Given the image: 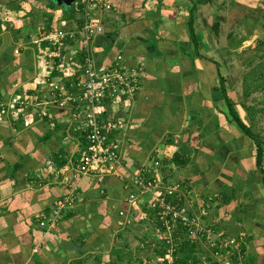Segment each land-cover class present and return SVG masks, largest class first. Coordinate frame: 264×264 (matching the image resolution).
Listing matches in <instances>:
<instances>
[{"label":"crops","instance_id":"crops-1","mask_svg":"<svg viewBox=\"0 0 264 264\" xmlns=\"http://www.w3.org/2000/svg\"><path fill=\"white\" fill-rule=\"evenodd\" d=\"M47 1L0 0V264H80L109 252L99 221L115 206L130 222L133 210L141 218L138 202L125 203L137 174L186 188L197 212L207 204L208 225L243 242L245 264H264V186L252 144L225 119L218 75L225 77L214 64L219 46H229L246 21L230 23L231 15L248 12L252 0H108L111 10L99 15L103 33L93 42L95 68L110 69L121 58L138 83L100 106L102 121L121 129L112 133L119 163L98 176L77 171L75 134L84 122L72 86L78 48L64 43L50 68L41 48L45 15L51 31L77 29L81 16L67 22ZM174 154L191 163L172 167ZM55 160L66 162L59 168ZM68 200L54 225L40 226Z\"/></svg>","mask_w":264,"mask_h":264},{"label":"built area","instance_id":"built-area-1","mask_svg":"<svg viewBox=\"0 0 264 264\" xmlns=\"http://www.w3.org/2000/svg\"><path fill=\"white\" fill-rule=\"evenodd\" d=\"M81 4L80 29H56L43 38L49 46L55 47V52L45 56L44 64L50 68L65 41L74 42L78 52L83 53L82 67L73 70L72 75H82V79H78L77 87L81 93L79 100L83 103V126L87 131L89 152L81 157L77 171L82 176H98L105 169H112L119 163V147L116 142H108V139L112 133L121 129L120 124L102 121L100 102L108 97L130 95L137 86L138 80L135 69L129 70L123 67L124 60L121 58H118L116 64L110 69L98 71L95 68L92 56L93 42L95 37L103 33L99 15L110 11L111 6L108 0H82ZM49 87L61 93L57 85L50 84ZM129 187V193L125 199L127 205L131 206L145 196L149 198L147 202L149 209H162L159 222L162 223L164 230L159 239L161 238L168 246V264H174L173 253L176 241L172 240V235L176 233L179 226L190 237V244H197L198 255L201 256L198 260L201 262L206 264L204 255L206 253L217 264H245L240 247V244L243 245L242 241L225 236L224 232L217 229H211L212 226L206 223L207 211L203 210L199 213L195 211V203L186 188L180 186L163 188L154 181L146 180L143 174L134 176ZM174 194H178L185 202L184 208L167 200ZM68 203L69 200L60 203L57 206V215L53 219L40 223V226L54 225L58 214ZM117 215L125 226L130 224L125 212L118 211Z\"/></svg>","mask_w":264,"mask_h":264},{"label":"trees","instance_id":"trees-1","mask_svg":"<svg viewBox=\"0 0 264 264\" xmlns=\"http://www.w3.org/2000/svg\"><path fill=\"white\" fill-rule=\"evenodd\" d=\"M81 3H82V0H79V2L76 5L74 4L70 8H66V9L59 8L62 11L63 19L67 22L69 21L76 22L77 16L81 14L80 13L81 5H82ZM46 5L49 8H53V9L57 8L56 5L52 2V0L50 2L47 1ZM51 23H52V18L49 17L48 15H45L44 16V27L40 32L41 36L42 35L47 36L52 32ZM191 24L192 23L189 21L188 30H189V34L191 37V50L193 51L194 56L199 57V54H198L199 44L195 38V34L193 32ZM1 26H2V23L0 22V33H1ZM77 26L80 29L81 23L78 22ZM69 42L70 41H65L64 43H69ZM41 48L43 51H45L44 53L45 56L49 53L55 52V47L49 46L46 42L41 43ZM226 55H229V53L227 52ZM59 58L61 57H58V55L55 57L54 59V63L56 62L55 66H58L56 59H59ZM77 59L79 62L78 64H80V68H81L83 65V53L82 52H79L77 54ZM214 64L217 67L227 68V64L225 60L223 63H219V64L214 63ZM243 64H244V67L249 69V71L246 72V74H244V77H243L242 91H243V97L246 99L251 95L252 92H260L264 90V55L257 56V61L255 59H252V60L247 59L246 61H243ZM52 73H53L52 74L53 77L57 75L54 71ZM76 75L79 76V79H80L81 74L80 75L76 74ZM60 76H62V74H60ZM218 78H219L218 80H219V87H220L219 99L224 103L226 111H227V115L225 119L229 124L234 125L235 131L243 134L244 137L248 139L250 143L252 144V147H253L252 159H253L254 168L256 170V173H258L261 176L260 180H261L262 185L264 186V171L262 169L263 162H264V140L261 139L260 136L254 132V119L252 118V115L256 111L253 108L242 107L244 108L243 111L246 116L244 120L248 124L246 125L243 119L238 115L235 109L234 103L231 101V99L229 98L226 92L225 78L221 77L220 75H218ZM78 81L79 80L77 78L75 79V82L72 83V86L74 87L73 91L74 90L79 91L77 87ZM66 86L68 88V83H66ZM79 94L81 96V93ZM111 100L112 98H109V97L105 98L102 102H100V106L101 104L108 106ZM103 122L106 123L107 121L103 120ZM75 136L78 140V146H79L78 151L76 153V158L78 159L82 157L83 155H85L87 152H89L87 131L85 130L84 126L82 130H79V129L77 130ZM115 138L116 137L112 134L109 137L108 142H115L116 141ZM55 161H56L55 163L56 166L59 168L64 166L66 162V161L59 162L57 160ZM190 163H191V159L189 157L183 158L179 154H174L171 160L169 161V164L172 165V167H176V168H185ZM144 177L146 180L154 181L153 178L146 177V175H144ZM147 199H148L147 200L148 202L149 198ZM179 199L181 201H179ZM167 200L172 202L175 205H178L180 208L185 207V202L179 197L178 194H174L173 196L169 197ZM206 205L204 206L205 211L208 210L206 209ZM161 213H162V209L151 210L149 209V205H148V208L145 212L146 214L145 218H147V221H149V223L154 225V235H153L154 244H153V247H150V245L144 246L145 249H148L150 251V254L152 256L150 257L148 261H141L140 259H138V262L140 264H168L169 263L167 259V247L168 246L165 244V242L162 241L161 238L159 239V236L162 234L164 230L162 223L159 222V217ZM130 225L131 224L126 225V226L128 227ZM211 229H216V227L212 226ZM219 231H221V229H219ZM223 234L226 236L225 233ZM121 237L122 235L119 234L116 240V243L114 241L113 245L111 246L108 252V257H109L108 264H130L131 263V261L129 260L133 256L130 253L125 252L127 247H125V245H122V243L120 242ZM172 240L176 241V246L174 248V253H173V257H174L173 263L174 264H205L201 262L200 260H198V258L196 257L199 252V250L197 249L198 248L197 244L196 243L190 244V237H188L187 233L184 231V229H182L181 226H179L176 233L172 235ZM240 247L242 250V255L245 257V248L241 244H240ZM204 255H205L206 264H217L211 259V257H209L208 254L205 253ZM128 256H129L128 260L125 261L124 257L127 258ZM88 260L89 259L87 258L84 261H81L80 264H85L87 263ZM94 261L96 262V264H101L102 257L96 256L94 257Z\"/></svg>","mask_w":264,"mask_h":264},{"label":"rangeland","instance_id":"rangeland-1","mask_svg":"<svg viewBox=\"0 0 264 264\" xmlns=\"http://www.w3.org/2000/svg\"><path fill=\"white\" fill-rule=\"evenodd\" d=\"M78 2L79 0H77V3ZM229 20L230 23L246 21L235 31V37L230 41L229 46H219V63H223L225 60L227 64V68L223 67L222 70L225 77V89L229 98L234 103L238 115L243 119L246 125L248 124L244 120L246 116L243 111L244 108L242 107L253 108L256 111L252 115V118L254 119V132L264 140V90L260 92H252L246 99L243 97L242 91L244 74L249 71L248 68L244 67L243 61H246L247 59H255L257 61V56L264 55V0H252L251 9L248 12H237L231 15ZM225 52H228L229 55H226ZM224 115L226 118L227 111H225ZM230 125L234 126L233 124ZM262 169L264 171V162ZM260 177L261 176L259 175L258 185H262ZM147 200L148 199L145 196H142L139 199L137 204L142 208L139 210L143 215H141L140 218L138 209L133 210L135 212H132V216L135 218L131 220V225L128 226L126 230L123 228V224L119 223V225H117L116 218H118V208L116 206L115 209L112 208L108 211V221H99V224L106 228L104 233L108 234V236H105L104 242L109 247L113 245L114 241L116 243L119 234L122 235L120 242L127 247L125 252H128L133 256L129 260L131 261L130 264H140L138 259L141 261H148L152 256L150 251L144 247L149 245L150 247H153L154 244V225L149 223L147 218H145V212L148 207ZM133 206L134 204L130 207ZM196 210L198 209L196 208ZM197 213H199V211ZM129 215L131 214L129 213ZM111 223L113 224L112 228L110 226ZM103 254L104 255L92 254V257L90 256L89 260L94 261V257L101 256V263L108 264V252L106 251ZM196 257L199 258L201 256L197 255ZM128 258L129 256L127 258L124 257L125 261L128 260Z\"/></svg>","mask_w":264,"mask_h":264},{"label":"water","instance_id":"water-1","mask_svg":"<svg viewBox=\"0 0 264 264\" xmlns=\"http://www.w3.org/2000/svg\"><path fill=\"white\" fill-rule=\"evenodd\" d=\"M52 2L56 5V7L66 9L74 5L77 0H52Z\"/></svg>","mask_w":264,"mask_h":264}]
</instances>
